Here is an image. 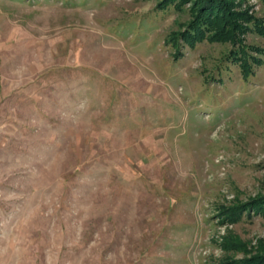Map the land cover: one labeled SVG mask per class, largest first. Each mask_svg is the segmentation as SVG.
I'll list each match as a JSON object with an SVG mask.
<instances>
[{
    "label": "rangeland",
    "instance_id": "374dc122",
    "mask_svg": "<svg viewBox=\"0 0 264 264\" xmlns=\"http://www.w3.org/2000/svg\"><path fill=\"white\" fill-rule=\"evenodd\" d=\"M157 1L0 0V264L264 251V0L191 45Z\"/></svg>",
    "mask_w": 264,
    "mask_h": 264
},
{
    "label": "trees",
    "instance_id": "16d2710c",
    "mask_svg": "<svg viewBox=\"0 0 264 264\" xmlns=\"http://www.w3.org/2000/svg\"><path fill=\"white\" fill-rule=\"evenodd\" d=\"M189 5L185 6L186 0H158V6L162 7L166 4L172 3L176 8H184L187 13V17L177 21V30L173 33L174 37L171 40L175 41L177 37L184 39L189 45L195 41L206 38L210 41H233L237 32L241 31L244 26H249V23L257 25V17L247 13L246 10H234L232 8L233 2L231 0H188ZM260 25V24H259ZM261 26V25H260ZM262 33L264 34V26ZM170 38L168 34L167 39ZM177 40V39H176ZM260 47L257 46L259 50ZM261 49V48H260ZM242 46L234 52L241 53ZM242 55V53H241ZM248 56V55H247ZM239 60V66L242 71V75L252 73V67L249 68V64L245 58L240 61L241 56L237 57ZM257 61L259 57L255 55L252 57ZM263 198V199H262ZM257 203H264V196L256 197ZM240 211V208L239 210ZM239 215V213H238ZM264 247V246H263ZM256 264L264 263V251L259 252L254 257Z\"/></svg>",
    "mask_w": 264,
    "mask_h": 264
}]
</instances>
